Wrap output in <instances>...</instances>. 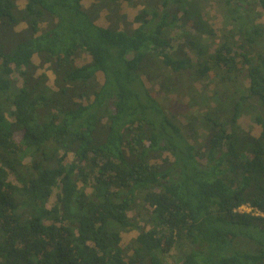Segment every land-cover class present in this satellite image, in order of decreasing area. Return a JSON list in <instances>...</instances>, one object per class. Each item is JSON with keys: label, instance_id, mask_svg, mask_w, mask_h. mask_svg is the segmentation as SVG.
<instances>
[{"label": "trees", "instance_id": "16d2710c", "mask_svg": "<svg viewBox=\"0 0 264 264\" xmlns=\"http://www.w3.org/2000/svg\"><path fill=\"white\" fill-rule=\"evenodd\" d=\"M199 1L0 0V264H264V0Z\"/></svg>", "mask_w": 264, "mask_h": 264}, {"label": "rangeland", "instance_id": "374dc122", "mask_svg": "<svg viewBox=\"0 0 264 264\" xmlns=\"http://www.w3.org/2000/svg\"><path fill=\"white\" fill-rule=\"evenodd\" d=\"M98 1H100V0H82L84 9H88V10L91 9V10L88 11V13L94 18V21H96V23L98 22L99 24H102V25H109V24H111L113 22V20H117V23L121 25L124 22H128V21L132 20L133 26L137 25V23L135 24L133 22V20H134V16L140 11V5L138 7V5L135 4L139 0H115V2L121 4L119 11H117L118 8L115 9V10H109L110 9L109 6L106 3H104V7L102 9H99L100 11L97 13V9L94 7V4L96 2H98ZM189 1L190 2H199V4L201 3V1H199V0H189ZM206 1H211V0H206ZM25 2H26V0H17V4L19 6H22ZM214 5H209L211 10L205 16L206 20H204V21L206 22V24L209 27H212L213 29L218 30L219 29V24H221V23L219 22V20H220L219 13L213 10ZM189 17H192V16H189ZM262 20L264 21V17H263ZM20 26L22 27L23 24L20 25ZM10 36H11V34H9V33L7 34V33L3 32V31H0V39L5 41V43L10 42ZM19 39H21V40L23 39V35L22 34H21V36L19 35ZM15 40H17V37L14 35L13 41H15ZM82 58H83V60L86 59L85 56H83ZM83 60H80V59L77 58L76 62L82 63ZM147 61H149V59ZM145 62H146V60L143 61V64ZM99 79L102 81V79H103L102 74H99ZM53 80H54V76L52 74H49L48 84L51 85L54 89H56ZM182 88L184 90H186V92L189 95H191L187 91V89H188L187 85L182 86ZM199 92H201V99L202 98L206 99V94L203 91H199ZM91 99H92V97L89 98V101ZM212 99L215 100L213 102V105H215L216 107H224V111L226 113H228V114L231 111V106L230 105L235 102L234 100H231L229 98H224L223 101H220L217 96H214ZM89 101L84 99L83 103L86 104ZM190 105L191 106H196L198 108L199 107H203V106H206L207 108H211L209 105H206L201 100L199 102H197V103H194L192 101H185L184 100V101H180L178 103H174L173 106L170 105L169 109L171 111H173V112H174L173 108H177L178 111H185L186 109H190L191 108ZM213 105H212V109H214ZM11 110H13L12 107H10L8 109V111L6 112V117H7L9 122H12L13 119H14V117H13V115L11 113ZM88 190H89V188L87 189V191ZM239 209L240 210H244V211H253L255 213H259V211L252 209V207L249 206L248 204H244V205L240 206ZM135 233L136 232L134 230H132V229L128 230V232H123L121 234V236L122 235L123 236H122V240L120 241V244L122 246L129 247L130 246L129 244H131V241H132L133 236H134ZM2 241H3V237H2Z\"/></svg>", "mask_w": 264, "mask_h": 264}]
</instances>
